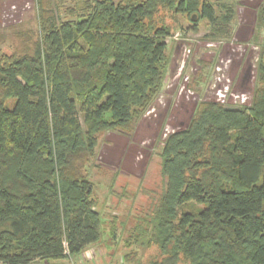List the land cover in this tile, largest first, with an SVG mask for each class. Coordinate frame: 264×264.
Wrapping results in <instances>:
<instances>
[{"label": "trees", "instance_id": "1", "mask_svg": "<svg viewBox=\"0 0 264 264\" xmlns=\"http://www.w3.org/2000/svg\"><path fill=\"white\" fill-rule=\"evenodd\" d=\"M66 1L34 0L38 36L0 54V264L70 260L101 239L86 167L100 136H130L163 88L160 12L207 21L212 42L231 39L236 15V0ZM263 27L260 5L254 41ZM159 156L162 192L133 229L160 250L153 264H264L262 53L250 106L197 102Z\"/></svg>", "mask_w": 264, "mask_h": 264}, {"label": "rangeland", "instance_id": "2", "mask_svg": "<svg viewBox=\"0 0 264 264\" xmlns=\"http://www.w3.org/2000/svg\"><path fill=\"white\" fill-rule=\"evenodd\" d=\"M233 4L236 15L228 41L205 39L210 27L205 20L194 30L187 16L160 12L171 30L165 40L168 64L163 88L130 136L110 132L100 136L86 173L103 221L102 237L65 264H153L163 259L154 244H136L133 229L152 217L162 192L159 154L164 139L187 127L197 102L249 107L259 54L264 58V27L257 41L252 39L256 12L260 5L264 8V0ZM214 8L215 14L221 13ZM0 35V54L31 46L38 36L34 0H0Z\"/></svg>", "mask_w": 264, "mask_h": 264}, {"label": "crops", "instance_id": "3", "mask_svg": "<svg viewBox=\"0 0 264 264\" xmlns=\"http://www.w3.org/2000/svg\"><path fill=\"white\" fill-rule=\"evenodd\" d=\"M66 261L67 260H62V261H58V262L65 264ZM31 264H47V263L45 261L37 260V261L32 262Z\"/></svg>", "mask_w": 264, "mask_h": 264}]
</instances>
